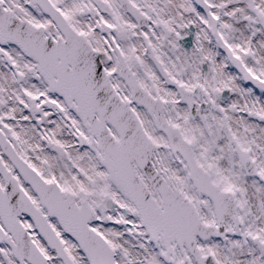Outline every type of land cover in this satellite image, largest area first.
I'll use <instances>...</instances> for the list:
<instances>
[{"label": "snow or ice", "instance_id": "obj_1", "mask_svg": "<svg viewBox=\"0 0 264 264\" xmlns=\"http://www.w3.org/2000/svg\"><path fill=\"white\" fill-rule=\"evenodd\" d=\"M0 264H264V0H0Z\"/></svg>", "mask_w": 264, "mask_h": 264}]
</instances>
